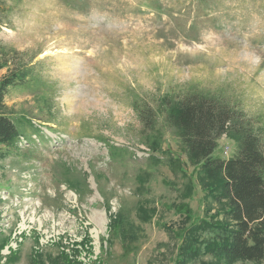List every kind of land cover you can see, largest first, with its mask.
Listing matches in <instances>:
<instances>
[{
    "label": "rangeland",
    "instance_id": "374dc122",
    "mask_svg": "<svg viewBox=\"0 0 264 264\" xmlns=\"http://www.w3.org/2000/svg\"><path fill=\"white\" fill-rule=\"evenodd\" d=\"M0 264H230L196 255L226 222L176 142L141 143L136 100L218 92L264 139V0H6ZM225 134L214 156L228 160ZM218 192V191H217ZM216 194V192H215ZM232 264H264L235 262Z\"/></svg>",
    "mask_w": 264,
    "mask_h": 264
},
{
    "label": "trees",
    "instance_id": "16d2710c",
    "mask_svg": "<svg viewBox=\"0 0 264 264\" xmlns=\"http://www.w3.org/2000/svg\"><path fill=\"white\" fill-rule=\"evenodd\" d=\"M6 0H0V17ZM1 21V20H0ZM6 53L0 45V56ZM28 69H18L0 80V109L8 91L27 82ZM151 104L136 100L134 107L141 123L142 144L161 152L169 139L176 142L187 158L199 168L210 183L218 202H227V220L204 221L193 228L210 235L196 255H212L227 263L264 260V139L254 129L247 115L218 92H181L167 94ZM21 134L18 124L0 114V145H11ZM236 141L237 152L228 160L214 156L223 135ZM218 191V192H217ZM216 192V194H215Z\"/></svg>",
    "mask_w": 264,
    "mask_h": 264
}]
</instances>
